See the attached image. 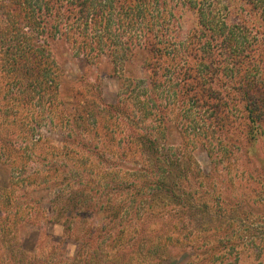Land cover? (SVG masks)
Masks as SVG:
<instances>
[{"label":"trees","instance_id":"trees-1","mask_svg":"<svg viewBox=\"0 0 264 264\" xmlns=\"http://www.w3.org/2000/svg\"><path fill=\"white\" fill-rule=\"evenodd\" d=\"M191 10L197 14V24L183 38L181 29ZM60 49H73L97 64L110 62L111 75L121 80L117 97L122 101L120 107H114L105 101L102 106L93 99L87 104L78 100L74 118L68 117L69 112L63 116L61 113V117L66 118L62 125L71 132H77L76 139L65 135L62 142H76L80 147L78 151L83 149L90 155L99 145L83 138L87 130L85 123H94L92 129H95L99 118L109 115L118 117L117 123L124 130L120 139L124 145L123 157L137 151L142 156L146 151L159 160L166 146L168 151L171 150L168 149L169 143L160 147L156 138L157 134L166 136L169 127L164 123L174 121L170 117L171 109L180 111L175 117L180 133H186L190 138L193 130L187 123L188 107L192 109L191 104L201 106L207 113L204 118L208 124L206 133H203L206 142L203 145L209 153L218 152L222 161L235 149L240 152L241 148L245 154L252 151L261 162L262 166L254 167L255 171L250 169L260 184L259 199L255 201L247 192L249 185H242L244 190L241 189L236 201L249 208L251 201L257 203L256 210H260L259 214L264 218V157L253 150L257 141H264V0H0L2 116L11 119L19 115L21 122L27 124L29 113H18L20 109L37 105L53 107L59 103L60 78L63 75L57 61ZM190 55L195 58L193 63L188 60ZM197 88L201 91L196 93ZM191 92L198 96L190 97ZM78 94L84 93L80 91ZM93 104L102 106V109H91ZM105 108L110 109L109 113L103 111ZM234 128H237L235 133L238 136L232 141L235 148L230 144L231 138L236 136L230 134ZM32 130L35 132L36 128ZM217 130L218 137L215 134ZM38 136L34 144L44 141L43 135ZM242 136L246 137L247 143H242ZM216 138L215 144L212 139ZM29 139L25 134V140ZM226 139L229 143L225 142ZM4 141L9 146L13 139ZM183 144L187 146L185 142ZM99 150V158L104 160ZM10 151L8 158L15 153L25 154L26 150L16 148ZM79 152L74 149L60 152L66 154L70 161L75 160L71 165L61 164L64 168L61 171L57 172L56 161L49 163L56 173H69L66 179L73 183L72 189L79 188L77 192L70 190V194H76L75 199H78L72 210L79 209L85 216L88 214L85 211L88 200L106 193L108 189L104 183L87 181L82 174L77 176L78 179L76 174H72L81 173L77 166L87 159ZM52 154L59 156V152ZM77 154L78 159L74 156ZM143 157L140 159L147 160L146 156ZM147 165L148 162L140 165L141 173H145ZM28 168V160H24L20 172L28 173ZM33 168L35 173L42 172ZM111 184L110 190L116 193L117 198L109 207L104 205L109 200H105L94 211L97 215L95 222L83 230L84 238L89 241L96 242L104 235L105 229L109 228L106 219L111 223L124 214L125 206L119 200L129 193L118 188L122 187L120 183ZM169 185L172 186L167 190L170 196L185 193L184 189L181 193L178 191L177 181ZM141 186L143 188L136 191L138 195L145 189L146 197L150 199L158 190L150 179ZM86 191L91 193L90 197L83 194ZM62 200V193L58 191L56 202ZM153 202L149 205L155 208ZM93 208L94 205L91 210ZM151 220L152 216H147L141 223L137 238L127 251L120 247L123 234L112 241L113 246H117L115 257L119 263L127 264L128 252H133L146 240Z\"/></svg>","mask_w":264,"mask_h":264},{"label":"rangeland","instance_id":"rangeland-1","mask_svg":"<svg viewBox=\"0 0 264 264\" xmlns=\"http://www.w3.org/2000/svg\"><path fill=\"white\" fill-rule=\"evenodd\" d=\"M188 15L181 29L183 38L197 24V14L191 10ZM61 50L57 52L58 65L63 74L59 103L53 107L37 105L19 112L16 110L23 115L29 113L27 124L21 122L19 115V118L12 116L8 119L0 113V264H121L115 257L117 246H113L112 241L123 234L120 247L127 251L147 216H152V220L148 224L146 240L139 248L128 252L127 264H264V218L260 216V210H256L258 204L251 201L249 208L236 201L241 189L244 190L242 185H249L247 192L255 201L259 199L260 184L255 181L250 169L259 168L262 164L252 151L247 150L245 154L241 148L240 152L235 149L222 161L218 152L209 153L203 145L206 142L203 133H206L208 124L204 118L207 113L192 102V109L188 107L190 112L187 114L189 129L193 130L190 138L186 133H180L178 119H175L180 111L171 109L170 117L174 121L164 123L169 127L166 136L156 135L159 146L169 143L171 146L168 149L171 150L168 151L166 146L159 160L146 151L142 152V156L137 151L123 157L124 145L120 139L124 130L117 123L118 117L108 115L99 118L98 128L95 129H92L94 123L86 122L84 127L87 130L83 138L99 147L94 148L90 155L80 149L81 155L87 156V159L77 166L81 173L72 174H76V178L82 174L87 181L104 183L108 191L88 200L87 215L83 216L79 209L72 210L78 199L70 192H77L79 188L72 189L73 183L66 179L69 173H56L49 163L56 161L57 172L61 171L64 169L61 164L71 165L75 160L70 161L66 154L60 152L70 149L79 152L80 148L72 142L77 132H71L62 125V120L66 118L61 117V113L63 116L69 112L68 117L74 118V108H77L76 102L80 99L82 104L93 99L102 106L105 101L109 106L120 107L122 101L117 93L121 80L111 75L110 62L97 64L73 49ZM188 60L193 63L195 58L190 55ZM93 85L95 91L91 88ZM80 91L84 94H78ZM200 91L197 88L196 93ZM196 93L191 92L189 96L195 98L198 96ZM102 106L93 104L91 109L98 111ZM103 111L109 113L110 109ZM127 129L128 126L125 131ZM236 130L234 128L230 134L236 135ZM34 133L36 136L32 137ZM25 134L30 138L28 141ZM215 134L218 137V130ZM38 135H43L44 141L34 144ZM65 135L70 136L72 143L61 141ZM236 137L230 140L233 148L232 141ZM241 138L244 139L242 143L247 141L246 137ZM6 139H13L12 144L7 146ZM212 140L216 144L217 138ZM225 142L229 143L228 139ZM253 146V150L264 157V141L259 140ZM16 148L26 150L25 154L15 153L8 158L10 150ZM99 149L104 160L99 158ZM57 152L59 156L52 154ZM74 156L80 158L78 154ZM143 156L147 160L140 159ZM24 160H28V173L20 172ZM147 162L148 169L141 173L140 165ZM33 167L42 172L35 173ZM146 179L157 185L155 189L158 190L151 195L152 199L146 197L145 189L140 195L136 192L143 188L141 185ZM176 181L178 191L181 193L184 189L185 193L170 196L167 190L172 186L169 184ZM111 182L120 183L122 187L118 188L129 193L119 200L125 206L124 214L115 222L110 223L106 219L109 228L105 229L104 235L96 242L89 241L84 238L83 230L95 222L97 215L94 211L105 200H109L104 204L109 207L117 198L116 193L110 190L113 187ZM128 183L129 186L126 185ZM58 191L63 197L59 203L56 202ZM83 194L91 196L89 191ZM152 202L155 208L149 205Z\"/></svg>","mask_w":264,"mask_h":264}]
</instances>
